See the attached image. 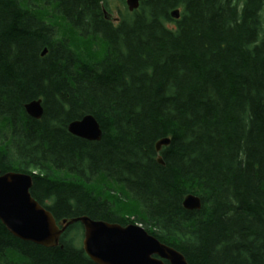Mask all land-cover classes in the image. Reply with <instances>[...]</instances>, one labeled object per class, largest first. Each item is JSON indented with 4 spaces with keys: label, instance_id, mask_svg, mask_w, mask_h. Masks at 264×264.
I'll return each mask as SVG.
<instances>
[{
    "label": "trees",
    "instance_id": "1",
    "mask_svg": "<svg viewBox=\"0 0 264 264\" xmlns=\"http://www.w3.org/2000/svg\"><path fill=\"white\" fill-rule=\"evenodd\" d=\"M119 1L0 0L1 173L30 174L56 221L139 223L188 264H264V0ZM85 114L97 141L67 130ZM74 227L44 247L0 222V264H96Z\"/></svg>",
    "mask_w": 264,
    "mask_h": 264
},
{
    "label": "water",
    "instance_id": "2",
    "mask_svg": "<svg viewBox=\"0 0 264 264\" xmlns=\"http://www.w3.org/2000/svg\"><path fill=\"white\" fill-rule=\"evenodd\" d=\"M129 11L136 9L142 0H124ZM105 18L111 14L103 10ZM178 18L179 10L170 12ZM45 52L43 50L42 54ZM25 112L33 117L42 115L41 100H31L24 105ZM67 130L72 135L97 141L101 128L90 114L70 121ZM169 138H161L155 143V150L169 143ZM157 162L163 163L160 156ZM32 177L21 172L0 171V222L14 237L24 241L52 247L59 244L61 233L75 222L82 226L81 247L96 264H188L181 252L159 241L137 223L120 225L103 220H93L88 216L63 218L56 221L50 211L39 204L30 194ZM200 199L187 194L182 200L185 209H199Z\"/></svg>",
    "mask_w": 264,
    "mask_h": 264
},
{
    "label": "rangeland",
    "instance_id": "3",
    "mask_svg": "<svg viewBox=\"0 0 264 264\" xmlns=\"http://www.w3.org/2000/svg\"><path fill=\"white\" fill-rule=\"evenodd\" d=\"M118 7H121L120 1L119 0H111V10H112V14L114 16L117 14V8ZM69 233L71 235H73V236L75 235L74 241H75L76 244H80L81 243V240H82V230L81 229H79L77 227H74V228H72V230Z\"/></svg>",
    "mask_w": 264,
    "mask_h": 264
}]
</instances>
